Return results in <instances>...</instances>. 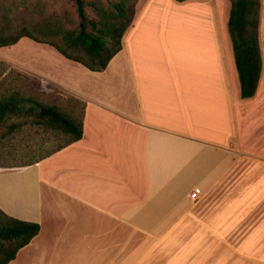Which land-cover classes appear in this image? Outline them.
I'll use <instances>...</instances> for the list:
<instances>
[{"label": "crops", "instance_id": "crops-1", "mask_svg": "<svg viewBox=\"0 0 264 264\" xmlns=\"http://www.w3.org/2000/svg\"><path fill=\"white\" fill-rule=\"evenodd\" d=\"M231 7L230 0H139L121 51L101 72L40 45L32 76L50 94L84 104L83 136L30 163L0 166V210L40 225L9 264H120V243L129 259V242L133 264L136 231L160 241L199 220L208 201L216 204L203 215L228 225L238 192L262 200L264 0L262 73L248 99ZM250 173L255 183L247 186Z\"/></svg>", "mask_w": 264, "mask_h": 264}, {"label": "rangeland", "instance_id": "rangeland-1", "mask_svg": "<svg viewBox=\"0 0 264 264\" xmlns=\"http://www.w3.org/2000/svg\"><path fill=\"white\" fill-rule=\"evenodd\" d=\"M138 1L127 0V6L135 5L136 10ZM120 2L85 0L87 16L99 22L101 18L113 15L114 6ZM79 22L75 0H0V35L16 36L26 30L31 37L43 42L24 37L15 45L0 48V96L16 93L21 99H37L80 119L82 108L77 104L78 100L73 97L63 99L56 92L50 94L49 87L32 76L30 65L32 56L43 55L40 45L55 48L50 45L55 44L72 55H79L80 52L71 50L65 40L66 34L78 32ZM11 125L15 128L10 135L5 138L0 135V166L30 163L56 151L68 141L62 132L46 130L34 124L32 118L23 116L8 120L0 134ZM236 174L232 175V187L238 179ZM251 175L253 173L246 178L247 186L255 183ZM235 196L237 209L233 207L232 199L234 211L228 225H219L212 216L203 215L205 208L209 210L216 204L208 201L202 206L203 214L199 220L188 219L173 228L171 233L163 235L160 241L154 242L149 234L136 231L133 264H264V192L261 201L244 192ZM126 246L120 243V264H132L130 242L129 259L122 257Z\"/></svg>", "mask_w": 264, "mask_h": 264}, {"label": "trees", "instance_id": "trees-1", "mask_svg": "<svg viewBox=\"0 0 264 264\" xmlns=\"http://www.w3.org/2000/svg\"><path fill=\"white\" fill-rule=\"evenodd\" d=\"M230 1L232 7L228 27L241 83V95L243 99H248L255 96L262 73L259 42L260 1ZM75 3L80 20L78 32L66 34L65 40L71 50L80 54L75 56L55 44L50 45L67 59L78 62L91 71H104L122 49L123 36L133 24L135 5L129 8L127 0H121L114 6L113 15L101 18L98 22L87 16L85 0H75ZM24 37L34 39L26 30L16 36L0 35V48L15 45ZM76 102L82 108L80 119L64 113L55 105H46L37 99H21L16 93L0 96V132L10 119L21 116L32 118L34 124L41 125L46 130L60 131L68 138L67 143L57 149L60 150L83 136L85 107L79 100ZM14 128L15 125L8 127L5 133L0 134L1 138L10 135ZM39 232V224L11 218L0 210V264H9L14 260L18 252L29 245Z\"/></svg>", "mask_w": 264, "mask_h": 264}, {"label": "built area", "instance_id": "built-area-1", "mask_svg": "<svg viewBox=\"0 0 264 264\" xmlns=\"http://www.w3.org/2000/svg\"><path fill=\"white\" fill-rule=\"evenodd\" d=\"M190 197H191L192 201H194V202L199 201L200 198H201V190H200L199 188H195V189L192 191Z\"/></svg>", "mask_w": 264, "mask_h": 264}]
</instances>
